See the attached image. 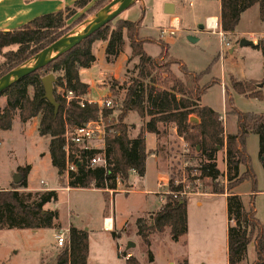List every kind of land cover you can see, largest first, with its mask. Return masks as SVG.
Here are the masks:
<instances>
[{
  "label": "trees",
  "instance_id": "1",
  "mask_svg": "<svg viewBox=\"0 0 264 264\" xmlns=\"http://www.w3.org/2000/svg\"><path fill=\"white\" fill-rule=\"evenodd\" d=\"M109 1L75 0L72 7L38 15L11 30H0V77L61 38ZM253 5L258 6V15L262 19L264 0H219L221 30L229 35L234 33L241 14ZM84 7V12L69 21L78 9ZM113 21L116 23L111 25ZM140 22L116 17L64 54L12 83L0 94L5 98V105L0 106V133L11 128L15 116L21 123L38 117V134L49 136L50 163L56 169L60 181L65 176L66 186L70 188L93 187L115 192L116 179L125 184L130 171L134 170L139 177L145 174L147 151L144 133L159 137L158 125L172 124L187 149L195 152L199 177L211 181L223 178L226 181L228 221L234 219V223H228L226 228L227 264H242L249 243L253 244L255 256L251 264H264V223L256 217L252 199L245 207L240 195L232 191L243 180L249 179L252 194L256 192V179L246 150V138L251 133L257 136V155L264 170V109L261 113L238 110L233 105L231 91L224 87L225 119L234 116L236 126L234 132H225L220 115L211 107L201 104V96L209 85H200V75L187 70L181 61L161 62V55L157 58L147 55L143 44L148 39L138 36ZM124 35L130 50L126 61L135 60L136 74L129 78L125 86L120 111L123 116L127 112H135L139 117L148 119L133 138L128 136L127 126L121 121L109 127L111 131L107 130L103 147L105 165L92 166L90 159L99 150H83L70 145L65 151V118L72 123H80L81 115L76 100L67 102L63 93L71 90L76 95L86 94L88 85L79 80L78 70L89 68L95 62L93 43L105 42L104 59L113 62L124 50ZM10 45H15L16 49L1 52L3 47ZM161 45L163 55H166L167 46ZM254 47L264 56V38L256 42ZM173 63L178 64L182 79L173 75L170 69ZM48 74H56L52 83L54 103L45 98L41 81ZM229 86L230 90L245 97L264 100V76L260 80L242 81L231 76ZM113 87L110 85V94ZM103 115L105 118L110 115L109 109H104ZM190 116L195 120H189ZM220 150H223L224 171H220L216 163ZM158 151L154 150L155 153ZM71 165L73 168H70ZM240 167H243L242 171ZM29 171V164L17 166L19 181L6 189H0V230L60 228L58 211L44 208L47 203L57 200V192L24 191ZM173 180L168 179L169 191L163 195L160 205L150 213L148 220L137 218L135 221L136 234L147 246L150 245L148 236L152 232L161 234L167 231L173 242L187 233L186 196L180 194L182 184L175 185ZM211 193L223 194L224 190L214 186ZM111 233L114 239L119 238L118 232L112 230ZM88 252L87 231L70 225L66 244L60 247L52 261H41L40 264H86ZM126 254L125 251L117 252L118 257H125ZM146 254L151 262L152 252L147 249ZM125 264L139 262L129 255L125 258ZM178 264H187V261L185 259Z\"/></svg>",
  "mask_w": 264,
  "mask_h": 264
},
{
  "label": "rangeland",
  "instance_id": "2",
  "mask_svg": "<svg viewBox=\"0 0 264 264\" xmlns=\"http://www.w3.org/2000/svg\"><path fill=\"white\" fill-rule=\"evenodd\" d=\"M167 3L175 7L172 14L164 13V6ZM218 9L219 0H137L122 11L117 19L141 21L138 36L148 39L143 44L147 55L153 58L161 55L162 57L159 58L161 62L181 61L187 70L199 74L198 83L209 85L201 96V104L216 110L223 117L221 119L225 131L234 132L236 127L234 116H227L224 120V87L231 91L233 105L238 110L261 113L264 109L263 99L245 97L230 90L229 86L231 76L241 81L264 76V56L261 51L254 46L239 44L241 39L249 40V35L242 34V31L264 30V18L263 21L258 17L255 18L254 10L251 9L244 13L235 32L230 36L226 34L229 37L230 46L223 48L220 52L218 36L205 28V20L202 29L199 28L202 22L201 14L207 12L214 15L217 14ZM50 12L54 11L38 15ZM171 16L178 18V28L171 36L166 34L161 38L159 32L162 28H170ZM114 21L111 25L116 23ZM123 37L125 40L123 52L113 62H106L105 59L100 61L102 64H108L106 66L115 76L104 72L103 77L98 81L95 72L99 61L83 76L87 78L86 80L95 79L99 83L90 92V97L94 100L103 97L106 89L110 91V85H114L110 98L117 106L109 109L110 115L104 119L106 129L110 132L109 127L121 121L127 126L128 136L133 138L144 127L148 117L141 118L135 112H127L123 116L120 111L125 86L128 85L129 78L136 74L134 72L135 60L131 59L128 62L125 60V54L128 58L130 50L126 36ZM188 37L195 41L188 40ZM260 39L258 37L256 41ZM161 43L167 46L166 55H163ZM100 45L101 41L93 43L92 51L95 57H100L98 54ZM10 49L15 50L16 46H5L1 52L4 53ZM101 55L103 56L102 53ZM170 69L175 77L182 79L178 64L173 63ZM262 95L264 98V86ZM4 105L5 98L0 96V106ZM14 119H18L17 116ZM189 120H195V118L190 116ZM158 126L160 135L156 149L159 151L156 153L162 158L160 170H163L167 176L158 177L153 159L148 157L146 177L139 180L138 177L133 178L134 175L129 174L132 187L127 183H122L117 188L118 193L112 192L116 193L114 196L108 197L95 191L70 190L66 192L61 190L57 192L58 197L55 202L47 203L58 211V218L63 226L61 230H66L69 222L83 230L87 228L90 249L86 264H125V258L118 257V251L130 253L139 264H178L185 259L187 264H227L226 228L228 223H234V219L228 221L226 197L224 196L227 188L226 181L223 178L211 181L208 178L199 177L196 170L198 159L195 157V152L183 151L184 142L181 137L177 136L172 124L160 123ZM37 127L38 123L34 127V120L30 119L27 129L31 133L26 136L20 131L19 123L14 120L12 128L2 134L0 188L6 186L8 188V185L10 187L14 175L19 177L16 173L17 166L26 164L32 165L29 178L31 186L45 190L60 186L61 182H59L56 169L51 165L47 156L49 136L39 135ZM246 150L256 179V192L252 194V183L249 179L243 180L232 191L240 195L245 207L248 206L251 198L256 217L264 223V170L258 159L255 134L251 133L247 136ZM216 163L220 171H224L223 150L218 151ZM240 169L242 171L243 167ZM169 178L182 182L190 192L186 195L187 233L173 242L167 231L161 234L152 232L148 236L150 245L147 246L136 234L135 221L137 218L147 221L150 213L158 208L163 194L167 191ZM214 186L222 188L224 193H211ZM131 190L133 192L129 193ZM100 210H105L104 214H109L114 219V231L119 233L118 239L113 238L111 231L102 230ZM57 231L58 229H38L36 232L32 229L1 231L0 264H40L41 256L44 255L42 249L53 243V236ZM129 241L133 246L127 247ZM147 249L153 255L151 262L147 258ZM59 250L60 248L52 244L48 256L43 257L42 261H52ZM254 257L253 244L249 243L241 263L251 264Z\"/></svg>",
  "mask_w": 264,
  "mask_h": 264
},
{
  "label": "crops",
  "instance_id": "3",
  "mask_svg": "<svg viewBox=\"0 0 264 264\" xmlns=\"http://www.w3.org/2000/svg\"><path fill=\"white\" fill-rule=\"evenodd\" d=\"M74 1L75 0H29V1H26V0H0V30L7 31V30L14 29L17 26H19V25L27 22L28 20H30L31 17H33L35 15H38V14H41V13H44V12L57 11V10H60V9L65 8V7H72ZM189 4H191V3H189ZM88 5L86 7H88ZM86 7L82 8V9H78L77 12L70 18L69 21H72L78 15H80L82 12H84L85 9H86ZM250 9L251 10H254L253 12L255 14V18H257V17L259 18V15H258V6L257 5L251 6L249 9H247L246 11H244L241 14V16L244 13H247V11L250 10ZM174 11H175V7H173V12ZM219 14H220V6H219V9H218L217 14L212 15L210 13L203 12L201 14V17L202 18H200V19H202V22L200 23V25L203 24L204 20L207 17H216L217 19H219ZM263 18L262 19L259 18V19L261 21H263ZM84 21H82V22H84ZM174 21H176V23H174ZM81 23H79L78 25H80ZM170 23H171V25L176 24V26L178 28L179 20H178V18L176 16H171L170 17ZM77 26H75V27H77ZM200 29H202V27ZM241 33L242 34H245V35H249V37H248L249 40L254 41V42H257L256 39L258 37H259V39L260 38H264V30H249V31H242ZM257 35H259V36L257 37ZM104 46H105V42L101 41V45L99 46L100 51L98 53V54H100V57H96L95 62L89 68H80L78 70L79 80L81 82L86 83L88 85V91L85 94V96H86V98H88L89 100H92V101H97V100H100L102 98L104 99V98H107V97H109V98L111 97L110 92L105 88L106 89V94L103 97L97 98L96 100L92 99L90 97L91 89L93 87H96L97 85H99V83H97L96 82L97 80H95V79H93L91 81L86 80L87 78H84V76H83L85 74V72H88L92 68H94L96 66V63L98 61H99V65H98V67L96 69V72H95L96 73L95 77L98 78V81H99V79L101 77H103L104 72L105 73L108 72L107 74H111V75H114L115 76V74L111 73V71L108 69V66H106L108 64H105V63L102 64L100 62L102 59H104ZM92 47H93V45H92ZM101 53L103 54V56L101 55ZM126 59L127 58H126V54H125V60ZM260 72H261V69H260ZM261 78H255L253 80H260ZM222 86H224V85H222ZM223 112H225V104H224ZM223 115H224V113H223ZM220 117L223 118L222 116H220ZM14 120H15V122L17 121L19 123L20 131L24 135L29 136L30 133H31V131L27 129V123L28 122L21 123L19 121V119H13V121ZM33 120H34V127H35L37 125V123H38V117H34ZM224 120H226V119L224 118ZM13 121H12V125H13ZM11 128H12V126H11ZM9 130H7V131H9ZM7 131H2L0 133V145H1V142H2V137L1 136H2L3 133H5ZM225 132H227V131H225ZM148 137H150V138L148 139ZM144 138H145V148H146V151H147V155H146V159H145V174L142 177H139V176L136 175V173H132V172H130L129 174L134 175V176H132L133 178L134 177H138L139 180H143V178L146 177L147 158L148 157H151L153 159V163H154V167H155L156 173H157L158 177L161 178L162 176H165L166 174H165V172L163 170H160V167H161V164H162V161H161L162 158L158 155V153H155L154 152V150L156 149L157 142H158V137L155 134H153V133L145 132L144 133ZM47 156H48V158L50 160L49 152H48V155ZM29 165H30V171H29V174L27 176V188L24 189V191H43V190H45V189H42V188H38L36 186H31L30 179L29 178H30V172L32 170V165L31 164H29ZM129 180H130V175L128 176V178L126 180V183H127L128 186L132 187V183H130ZM59 182H61L60 186H58L56 188H51V189L52 190H55L56 192L61 191V190H64L66 192H69L70 190L95 191V192H98V193H102L104 195H107L108 197L109 196H114L116 193H118L117 191H115L116 193L113 194L112 193L113 191L111 192V190H102V189H96V188H93V187H91V188H70V187L66 186V177L65 176L62 177V180L61 181L59 180ZM120 184H122V183L120 182L119 184L116 185V187L118 188V186H121ZM8 187H9V185H8ZM6 188H7V186L4 187V188L2 187L0 189H6ZM47 190H49V189H47ZM130 192H133V190L129 191V193ZM127 194H128V192H127ZM57 196H58V194H57ZM224 196L226 197V194H224ZM44 208L45 209H53V208H51L49 206V204H46L44 206ZM100 211H101L102 230L105 231V232H109V231L114 230L115 229V227H114V219L109 214H104L105 210H100ZM58 222H59L60 228H62L63 226H62L61 222L59 221V218H58ZM70 225H73L74 226V224L72 222H69L67 224V226H66V230H68V227ZM74 227L79 228L78 226H74ZM12 230L13 229L0 230V232L1 231H12ZM37 230H33V232H36ZM84 230L87 231V228L84 229ZM52 244L54 246H56L55 245V241H53ZM52 244H50V246L42 249V250H44L43 251L44 252V255L41 256L42 259H43V257L48 256V253H49V250H50ZM88 244H89V239H88ZM88 248L90 249V244H89ZM127 254L128 255H131L130 253H127ZM42 259H41V261H42Z\"/></svg>",
  "mask_w": 264,
  "mask_h": 264
},
{
  "label": "built area",
  "instance_id": "4",
  "mask_svg": "<svg viewBox=\"0 0 264 264\" xmlns=\"http://www.w3.org/2000/svg\"><path fill=\"white\" fill-rule=\"evenodd\" d=\"M204 24H205V28L209 32L217 34L219 46H220L219 49L220 52L223 51V48L230 46V42L228 37L226 36V33L223 32L220 28L219 19H217L216 17H207L205 19ZM176 29H177L176 24L171 25L169 29L162 28L159 32V35L161 38H163V36L166 34H169V36H171L174 30ZM63 97L67 102L72 99H75L79 108V113L81 115L80 123H72L71 120H67V118H65V132H64L65 151L66 152L68 151V147L70 145H74L79 149H83V150H90V149L99 150V152L96 153L90 159V165L92 166L105 165L103 147H104V140L107 133V129L104 123L105 117L103 115V110L112 109L117 105H114V101L109 97L97 101H92L86 98L85 94L76 95L71 90L64 91ZM183 151L184 152L188 151L185 143L183 145ZM70 168H73V165H71ZM130 172L135 173L134 170ZM120 182L121 181L119 179H116V185L119 184ZM179 183L182 184V190L180 191L181 195L186 196L187 193H190L187 190L188 187H184L182 182L175 179L173 180V184L177 185ZM115 191H117V189ZM168 191L169 190L167 188V191L165 193H167ZM67 237H68V230H61V228H59L58 231L54 234V241L56 247L58 248L63 247L67 242ZM128 256L129 255L126 254L124 258H127Z\"/></svg>",
  "mask_w": 264,
  "mask_h": 264
},
{
  "label": "water",
  "instance_id": "5",
  "mask_svg": "<svg viewBox=\"0 0 264 264\" xmlns=\"http://www.w3.org/2000/svg\"><path fill=\"white\" fill-rule=\"evenodd\" d=\"M137 0H111L98 11H96L90 18L88 17L84 22H82L77 27L73 28L61 38L38 51L25 61L21 62L7 73L0 77V94L7 89L12 83L21 77L35 71L36 69L48 64L52 60L56 59L60 55L64 54L72 47L80 43L85 38L92 35L99 28L109 23L118 15L131 6ZM164 13L172 14L173 13V5L165 4ZM200 28L202 25L199 26ZM188 40L195 41V39L188 37ZM240 45H250L255 46L251 40L241 39L239 41ZM42 85L44 88L45 98L50 102H53L52 96V83L54 81L53 74H48L42 78ZM259 87L261 85L259 84ZM20 177L14 175L13 182L17 183ZM133 246V244L129 241L127 243V247Z\"/></svg>",
  "mask_w": 264,
  "mask_h": 264
},
{
  "label": "bare ground",
  "instance_id": "6",
  "mask_svg": "<svg viewBox=\"0 0 264 264\" xmlns=\"http://www.w3.org/2000/svg\"><path fill=\"white\" fill-rule=\"evenodd\" d=\"M174 23H176V21H174Z\"/></svg>",
  "mask_w": 264,
  "mask_h": 264
}]
</instances>
